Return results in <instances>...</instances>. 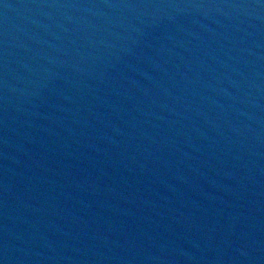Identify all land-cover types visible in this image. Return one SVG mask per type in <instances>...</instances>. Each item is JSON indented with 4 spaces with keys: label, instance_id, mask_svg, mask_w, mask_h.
<instances>
[{
    "label": "water",
    "instance_id": "95a60500",
    "mask_svg": "<svg viewBox=\"0 0 264 264\" xmlns=\"http://www.w3.org/2000/svg\"><path fill=\"white\" fill-rule=\"evenodd\" d=\"M0 264H264V0H0Z\"/></svg>",
    "mask_w": 264,
    "mask_h": 264
}]
</instances>
